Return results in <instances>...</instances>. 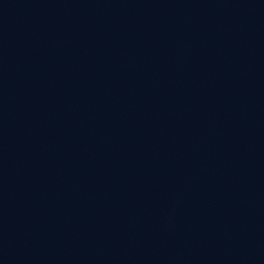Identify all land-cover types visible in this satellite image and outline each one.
<instances>
[{
  "label": "water",
  "instance_id": "1",
  "mask_svg": "<svg viewBox=\"0 0 264 264\" xmlns=\"http://www.w3.org/2000/svg\"><path fill=\"white\" fill-rule=\"evenodd\" d=\"M37 264H264V0H119Z\"/></svg>",
  "mask_w": 264,
  "mask_h": 264
}]
</instances>
